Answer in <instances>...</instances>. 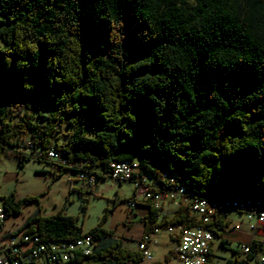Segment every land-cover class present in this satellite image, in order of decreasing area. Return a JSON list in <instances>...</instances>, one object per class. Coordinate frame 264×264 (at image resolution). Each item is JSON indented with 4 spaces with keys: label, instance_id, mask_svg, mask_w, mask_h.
<instances>
[{
    "label": "trees",
    "instance_id": "obj_1",
    "mask_svg": "<svg viewBox=\"0 0 264 264\" xmlns=\"http://www.w3.org/2000/svg\"><path fill=\"white\" fill-rule=\"evenodd\" d=\"M8 96L38 98L52 111L12 123L0 106V150L30 133L35 146L68 154L73 166L61 172L104 179L113 162L136 159L151 180L166 172L217 205L264 209V0H0V104ZM65 116L73 130L59 144ZM35 199L12 193L4 204L20 213ZM139 204L149 208L144 234L197 223L188 204L171 216ZM107 217L85 232L61 209L23 227L48 242L91 235V255L69 264H139L142 252L123 246ZM210 226L227 246L228 215ZM261 244L252 241L248 260Z\"/></svg>",
    "mask_w": 264,
    "mask_h": 264
},
{
    "label": "rangeland",
    "instance_id": "obj_2",
    "mask_svg": "<svg viewBox=\"0 0 264 264\" xmlns=\"http://www.w3.org/2000/svg\"><path fill=\"white\" fill-rule=\"evenodd\" d=\"M3 114L8 122H23L22 118L26 113L32 114L36 121H40L42 115L50 114L52 107L43 103L40 99H35L29 104L21 97L8 96L0 104ZM70 117L65 116L59 122L56 141L64 144L68 141L69 134L73 126L69 121ZM31 139L30 133L23 136H14V142ZM18 146H6L0 150V205L3 206L4 198L14 194L15 198L25 199L27 197H37L38 200H29L23 203L20 213L12 212L8 214L6 226L10 230L23 227L27 220L35 214H53L64 209L68 214L78 217L80 225L85 232L96 226L102 217L108 213L104 222V227L114 233L116 239L122 244L136 248L137 240L141 233V218L146 213L147 206L139 204L135 210H130L128 201L134 196V185L131 182H118L110 177L102 178L94 187L84 185L78 178L77 171H60L59 165L41 162L36 159L22 162ZM101 171V168H95ZM166 173V172H165ZM58 175V176H56ZM153 175L151 174L149 178ZM137 191L142 192L140 185L135 184ZM130 196V197H129ZM163 199L161 201V214L169 213L165 207ZM231 218L241 219L237 211L227 208L224 210ZM131 233L132 240H126L124 236ZM263 236H259L262 238ZM227 246L221 245V238L215 237L214 264H260L258 258L252 257L248 260V255L241 252L240 244L249 243L250 235L237 233L230 238ZM174 242L169 238L165 229L156 232L152 236L151 251L157 258L163 259L173 247ZM258 257H264V249L258 252Z\"/></svg>",
    "mask_w": 264,
    "mask_h": 264
},
{
    "label": "built area",
    "instance_id": "obj_3",
    "mask_svg": "<svg viewBox=\"0 0 264 264\" xmlns=\"http://www.w3.org/2000/svg\"><path fill=\"white\" fill-rule=\"evenodd\" d=\"M17 146L21 157L57 166H73L68 154L56 145L49 148L37 147L28 139L19 141ZM139 172L140 164L134 159L113 162L107 173L108 177L120 183L133 181L140 185L142 192L137 191L138 187L135 188L134 196L127 203L130 210H135L139 202H149L161 209L160 203L163 199L173 201L181 199L182 203L191 207L192 213L197 217V223L192 226L167 225L155 229L154 232H158L165 228L176 241L164 262L156 261L155 255L149 249L151 234H144L138 248L143 254L139 264H210V252L215 239L210 226L211 219L227 208L237 211L243 217L242 220L250 224L254 237L249 243L240 244V250L247 255L253 253L252 241L260 226L264 225V209L257 203L224 207L217 205V201L213 199L183 191L175 176L162 172L158 179L147 180ZM78 178L89 187L96 186L100 180L96 173H88L82 168H78ZM7 216L5 204L0 205V264H69L78 257L91 255L94 250L95 241L91 235L84 236L76 242H48L42 240L35 232H31L29 227L7 230L5 228ZM240 225L241 222L234 228L239 230ZM256 258L260 264H264V257L259 258L257 254Z\"/></svg>",
    "mask_w": 264,
    "mask_h": 264
},
{
    "label": "crops",
    "instance_id": "obj_4",
    "mask_svg": "<svg viewBox=\"0 0 264 264\" xmlns=\"http://www.w3.org/2000/svg\"><path fill=\"white\" fill-rule=\"evenodd\" d=\"M150 176H148V175H146V179L147 180H151L152 178H153V176L151 177V178H149ZM128 182H131V183H133V185H134V189H133V192H134V190H135V182H133V181H128ZM130 197V196H129ZM181 203H182V200L181 199H178L177 201H171V202H169V201H164V204H166V208L169 210V213H167L169 216H171V215H173L174 213H175V211L179 208V206L181 205ZM147 210H149V208H147ZM225 212V211H224ZM148 213V211L146 212V213H144L143 214V216H142V218H141V225H142V228H141V233H140V235L138 236V237H136V240H137V247L136 248H132V247H129V246H127V245H125V244H122L123 246H125V247H127V248H129V249H132V250H138V248H139V243H140V241H141V239H142V237H143V235H144V233H145V223H144V221H143V217H144V215H146ZM226 213V212H225ZM238 213V212H237ZM227 214V213H226ZM228 215V214H227ZM228 218L231 220V226H232V228H231V231H230V233L228 234V235H226L225 236V239L227 238V241L228 242H230L231 241V239L230 238H232V236H234V235H236L237 233H240V234H242V235H250V237H251V240H252V238L254 237L253 235H254V233L252 232V230H251V228H250V224L248 223V222H246V221H244V220H242V218L239 220V219H237V220H235V219H233V218H231L229 215H228ZM239 222H241V225H240V229L239 230H236L235 228H234V226L237 224V223H239ZM5 228L7 229V230H10L9 228H7V226H6V223H5ZM162 229H165V228H162ZM161 229V230H162ZM166 230V229H165ZM160 231V230H159ZM158 231V232H159ZM167 231V230H166ZM156 232H153V233H150L151 234V241L149 242V249L151 250V244H152V236L155 234ZM168 235H169V238L174 242V245H173V247L175 246V244H176V241L172 238V236L168 233ZM263 236L262 238H259V236ZM132 236V234L131 233H128L126 236H124L125 238H126V240H132L133 239V237H131ZM255 239H257V241L258 242H262V244L260 245V247H259V249H260V251L261 250H263L264 249V225H262V226H260V228L258 229V231H257V233L255 234ZM121 241V240H120ZM213 244H214V242H213ZM173 247H171L170 249H169V251H168V253H166V254H164V258L163 259H160V258H157L156 256H155V259L156 260H158V261H160V262H164L165 260H167L168 259V255H169V253H170V251L173 249ZM212 250H213V252H214V249H213V246H212ZM151 252H153V251H151ZM153 254H154V252H153ZM213 263H214V260H213ZM232 264H234L233 262H232Z\"/></svg>",
    "mask_w": 264,
    "mask_h": 264
},
{
    "label": "bare ground",
    "instance_id": "obj_5",
    "mask_svg": "<svg viewBox=\"0 0 264 264\" xmlns=\"http://www.w3.org/2000/svg\"><path fill=\"white\" fill-rule=\"evenodd\" d=\"M179 184H181L180 182H178ZM181 186H182V189H183V191H186L185 190V187L181 184ZM236 205H240V202L239 201H234L233 203H229L228 204V206H236ZM241 205H243V204H241ZM156 261H158V260H156ZM160 262V261H159Z\"/></svg>",
    "mask_w": 264,
    "mask_h": 264
}]
</instances>
